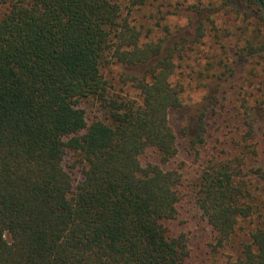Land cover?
<instances>
[{"label":"trees","instance_id":"trees-1","mask_svg":"<svg viewBox=\"0 0 264 264\" xmlns=\"http://www.w3.org/2000/svg\"><path fill=\"white\" fill-rule=\"evenodd\" d=\"M125 1L135 10L160 0ZM183 4L166 16H181ZM122 11L118 0H0V264H190L188 237L171 226L184 189L214 236V256L246 223L238 255L224 264H264V162L247 144L264 127V81L239 107L240 142L221 153L209 150L216 77L190 129L200 169L191 182L166 169L178 154L169 122L181 108L176 59L234 37L224 81L249 66L264 77L257 1L191 0L178 40L164 26L162 39L145 41ZM225 18L238 22L233 36L218 26ZM108 63L130 70L119 80L138 101L114 91Z\"/></svg>","mask_w":264,"mask_h":264},{"label":"rangeland","instance_id":"rangeland-1","mask_svg":"<svg viewBox=\"0 0 264 264\" xmlns=\"http://www.w3.org/2000/svg\"><path fill=\"white\" fill-rule=\"evenodd\" d=\"M122 5V18H125L131 27L141 31V36L145 41H156L165 36L164 26H168L171 32V39L178 40L181 35L189 31L186 27V20L183 18L186 3L191 0H160L153 8H143L129 10L124 6L125 0H118ZM184 2L181 6L179 17L166 16L172 13L177 4ZM163 4V7L158 4ZM170 4L171 7H166ZM244 11L255 13L256 6L241 4ZM165 17V19L162 18ZM232 19V17H231ZM238 22L227 20L226 18L218 23L222 33L229 32L232 36L237 32ZM143 40V39H142ZM233 44L235 42L232 37ZM232 44V45H233ZM226 45L225 49L220 44H216L213 39H208L204 45L197 46L192 52H187L182 59H176L175 69L171 77L172 83H178L182 86L181 108L169 116L170 125L173 127L178 143V154L167 168L183 169L185 178L191 182L195 178L196 171L200 161H195V156L188 152L190 129L194 127V122L200 110L207 104L213 96L215 85L219 77L221 84L219 91L214 94L219 100L213 112L209 111L207 119L209 120L211 130L210 151H214L213 144L216 145L218 152H225L228 146L240 142L241 116L238 117L239 107L242 102L252 103L256 96L255 85L259 81H264V77L254 78L259 73L249 66L241 68L239 72L230 81H224L225 73L223 65L233 64V46ZM130 70L122 69L113 63H108L103 69L104 77L111 82L113 89L120 95H126L129 99L139 100L138 93L128 85L124 86L119 80L120 73H128ZM226 74V73H225ZM92 106V104H91ZM93 112V111H92ZM93 116V114H90ZM248 147L257 152L258 160L264 162V127L259 125L256 131L255 139L248 141ZM197 160V159H196ZM144 162V161H143ZM189 189V188H188ZM187 191H183L184 200L179 207L177 219L171 224L175 234L184 233L188 237L190 247V264H224L227 259H235L238 255V243L245 239L244 231L247 230V224L241 226L244 231H239L237 236L232 239L231 247L220 250L218 255H213V246L215 239L209 227L204 221L200 220L198 212L195 210L192 200L187 196Z\"/></svg>","mask_w":264,"mask_h":264},{"label":"water","instance_id":"water-1","mask_svg":"<svg viewBox=\"0 0 264 264\" xmlns=\"http://www.w3.org/2000/svg\"><path fill=\"white\" fill-rule=\"evenodd\" d=\"M256 1H257L258 6L260 7L261 11L264 14V4H263V2L261 0H256Z\"/></svg>","mask_w":264,"mask_h":264}]
</instances>
